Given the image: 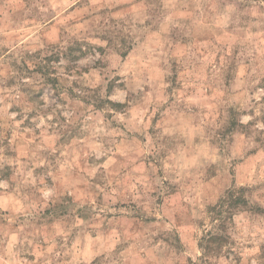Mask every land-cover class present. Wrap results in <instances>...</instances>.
<instances>
[{
  "label": "rangeland",
  "instance_id": "obj_1",
  "mask_svg": "<svg viewBox=\"0 0 264 264\" xmlns=\"http://www.w3.org/2000/svg\"><path fill=\"white\" fill-rule=\"evenodd\" d=\"M90 2L0 0V41L49 22L43 49L0 66V88L22 94L0 103V264H264V0H122L85 12ZM50 4L71 6L57 16ZM133 8L148 17L142 58L158 45L172 50L168 102L151 116L134 106L155 99L150 85L129 81L141 27ZM85 22L88 31L70 34ZM149 68L159 78L160 65ZM198 81L234 97L219 105L214 129L199 122L211 119L214 93ZM26 104L34 110L25 116ZM57 104L41 124L38 111ZM225 151L227 166L216 162Z\"/></svg>",
  "mask_w": 264,
  "mask_h": 264
},
{
  "label": "clouds",
  "instance_id": "obj_2",
  "mask_svg": "<svg viewBox=\"0 0 264 264\" xmlns=\"http://www.w3.org/2000/svg\"><path fill=\"white\" fill-rule=\"evenodd\" d=\"M75 2V0H73V3ZM122 2V0H91V2L89 3V5L87 6L86 9H84L85 12H87L89 9L92 12H99L100 9L102 8H108V9H115L117 7L118 4H120ZM50 7L59 9V11L57 12V16H59L62 12H64L68 7H70V4H50ZM171 6V5H170ZM47 8H43L42 11L47 12ZM132 15H133V19L136 20L138 19L139 24L141 25L140 28H136L135 25H133V31L134 33H138V35L135 36V41H134V45H133V52H134V57L135 59L138 61L136 67H137V72L134 73V75L137 77L136 82L133 84L132 83V78L129 77V81H130V86L134 87V88H138L141 91H143L142 85H150L151 87V91L153 93V95L155 96V99H150L147 96H145L144 98H142V100L139 102L138 105H134V106H138L141 109V114L146 115V116H151L153 115L156 111H159L160 108L166 104L168 102V96L169 94L165 91V89L168 87L167 83L163 82V77L164 76H170L172 74V70L171 67L169 66V59L172 57V50H171V45H169L167 48L164 47H160L159 45L155 48H151V49H146L145 51L147 52V55L144 56V58H142L143 52L142 50H144V45L143 42L141 40V36L143 35H147V27L145 26V21L148 19L147 15H143V14H138V9L133 8L129 10ZM116 19H122L123 16L125 15L124 13H115L114 14ZM71 17H66L65 19H69ZM97 22L99 21V19H102V17H96ZM49 22L47 20H45L43 23H34L33 24V28L29 31H31V35H15L13 36L10 33L5 32V39L3 41H0V66L7 68L8 65V61L12 58L18 57L20 56L22 53H24L25 51L29 52V53H35L37 51V49H43L45 47V42H41V36L46 34V28L45 25L48 24ZM62 22L57 20V24H61ZM65 27H67L65 25ZM85 31H88V23L85 22L83 24H81L79 26V28L75 29L74 31H72L70 34H76V32H81V34ZM39 34V35H38ZM64 43H67V41L65 40ZM164 43H167V41L165 40ZM7 48V51L4 52L2 51L3 48ZM9 53H11V56H9ZM7 58V59H6ZM97 58H99L97 56ZM210 60V58H209ZM153 61H155L156 63H158L160 65V68L157 69L159 78H156L155 76H153L151 79L149 78L148 72L151 71V69L149 68V65L153 63ZM64 62L61 61V64H63ZM32 65H30L31 67ZM62 71V69H61ZM255 71V69H253L252 71L248 72L247 75L243 76L241 79V82L244 83L247 81L248 77L251 76L253 74V72ZM0 75H3L5 78L7 77L8 73L5 71L3 73H0ZM216 75V72L214 71L212 73V76L214 77ZM73 79H76V77L73 76H69L67 78V83L69 85H71V81ZM181 81H183V76H181ZM24 84L26 85H31L33 84V80L32 79H25L23 81ZM198 83L201 84L202 87H204L206 90L209 91H213V95L209 98V101L212 105L211 110L208 112V116L211 117V119L205 118L204 116H200L199 118V122L202 126L204 127H211V128H216L219 127V125L216 123L217 121V117H219L221 115L220 111L218 110L219 105L223 104V103H228L231 102V99H234V97L231 96L229 88L225 85H223L222 83H215V82H206V81H198ZM95 86V84H93V87ZM216 88H220L223 89L222 92L220 91H215ZM185 94H187L188 92V88L187 85H185ZM0 93H2V95H0V103H3L5 100L11 98L12 102H20L19 101V97L22 95L19 92V86L17 85L15 88L13 89H9V88H0ZM157 93H159L157 95ZM243 95H246V90L242 93ZM172 104H177L179 103L178 99L176 98V93L173 92L172 93ZM65 99H67V97L65 96ZM108 99L110 100H116L117 97L113 96V97H108ZM250 99V97H249ZM257 99H259V97H257ZM45 103L42 106V109L46 110L49 108V106L51 104H53V101L49 100L47 97H44ZM69 103H71V101H69ZM149 105H151L153 107V112L149 113L148 112V107ZM8 107H11V103L5 104V111ZM62 107V105L57 104L54 108L51 109V114H47L46 112L41 115L38 111V116L36 117L37 119L40 120L41 124L45 121H51V115H55L56 112ZM63 107H66L63 106ZM169 107H171V105H169ZM34 110V106L31 104H26L24 106V112H25V116L27 115L28 112H31ZM87 110V109H85ZM105 111H109V109H105ZM259 114V113H258ZM13 116L15 114H12ZM125 116H120L117 113H113V120L117 121V123H121L125 121ZM65 116H71V113L69 112H65ZM249 119H252V117L249 116H244L242 118V123H247V121ZM69 123H71V120L68 121ZM104 124H110V122H103ZM139 124V121L137 122ZM40 125L38 124L37 127H39ZM86 127H88V125H86ZM125 127H127V125L125 124ZM147 125L144 124L143 128H146ZM259 127H264V124L259 125ZM93 128V135L94 136H99L103 133V124L101 125V127L97 128L95 125L92 126ZM142 130V129H141ZM234 155V154H233ZM232 160V156L228 155L227 151H225V153L221 156H217L216 157V162L222 164V165H229L230 161ZM177 168V164L174 163L173 161L169 160V168L167 169L168 172H174ZM152 172H155V169L152 170ZM147 175V174H145ZM45 195H47V193H45ZM264 238V237H262ZM254 264V262H253Z\"/></svg>",
  "mask_w": 264,
  "mask_h": 264
},
{
  "label": "trees",
  "instance_id": "obj_3",
  "mask_svg": "<svg viewBox=\"0 0 264 264\" xmlns=\"http://www.w3.org/2000/svg\"><path fill=\"white\" fill-rule=\"evenodd\" d=\"M219 206H220V205H218L217 208H218ZM219 237H221V236H212V235H211V236H208V239H210V241H211V240L219 239Z\"/></svg>",
  "mask_w": 264,
  "mask_h": 264
}]
</instances>
